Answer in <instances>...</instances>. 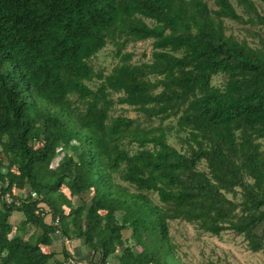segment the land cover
I'll use <instances>...</instances> for the list:
<instances>
[{
	"label": "trees",
	"instance_id": "1",
	"mask_svg": "<svg viewBox=\"0 0 264 264\" xmlns=\"http://www.w3.org/2000/svg\"><path fill=\"white\" fill-rule=\"evenodd\" d=\"M225 19L264 25L254 0H0V264H82L41 248L53 233L80 238L87 264H180L168 219L264 254V36ZM146 38L133 61L125 45ZM107 42L104 71L90 58ZM61 186L92 193L75 204Z\"/></svg>",
	"mask_w": 264,
	"mask_h": 264
},
{
	"label": "rangeland",
	"instance_id": "2",
	"mask_svg": "<svg viewBox=\"0 0 264 264\" xmlns=\"http://www.w3.org/2000/svg\"><path fill=\"white\" fill-rule=\"evenodd\" d=\"M211 5V0H207ZM234 3V0H231ZM258 6L260 12L264 13V5L259 0H254ZM235 5V4H234ZM236 9L239 8L235 5ZM226 32H232L235 36L245 37L248 41L253 42L256 40V37L249 35L246 30L254 29L257 30L262 36H264V25L258 26V24L250 25L248 23H239L230 19H225ZM245 27V28H244ZM150 39H142L136 41H129L124 50L132 52V60H147L150 53ZM113 47L110 43H106L104 47L99 49L91 58L95 68H103L104 71H107L117 58L113 55ZM97 81L96 79L94 80ZM212 83L218 84L221 81V75L215 74L211 78ZM113 114L123 113L128 116H135L136 111L133 110L130 106L126 104H115L112 110ZM173 121V119L171 120ZM167 140L179 147L180 143L177 142L174 135H167ZM35 146L39 147L41 141L35 142ZM58 156L50 162L51 166L56 164V160L62 156L60 149H57ZM6 152L0 149V159L3 161ZM199 167H204V163L201 161ZM115 181L120 182L121 184H126L119 180L117 177H114ZM131 189V188H130ZM61 191L65 194L68 201L75 204L81 202H88V198L91 195L90 190L80 191L79 193H69L65 186H61ZM14 192H20V190L14 189ZM23 192V190H22ZM230 196L229 193H227ZM149 197L156 203L159 202L155 192L149 193ZM239 193L236 194V200L239 199ZM60 199L56 201L59 203ZM62 205V204H61ZM64 211H67L68 206L63 204ZM118 216V214H117ZM22 213L19 211H12L9 215V221L13 225H17L18 221L22 219ZM46 218V217H45ZM48 217L46 218V220ZM168 236L169 240L173 247V253L177 258L180 264H264V254L260 251L250 250L245 242V239L241 234L236 233L232 229H224L218 234H212L206 231H203L195 226V224L187 222L182 219H168ZM264 223V220L256 226V230ZM33 230L32 227L27 226L26 228L16 230L15 233H19L23 236H27L29 232ZM122 236L125 237L128 235V230L123 229ZM53 244L48 247L41 245L43 250H54L57 258H61V245H65L70 252L74 260H77L79 263L87 264L85 261L89 257V247H87L80 238L74 237H64L60 236L59 233H53ZM120 247H118L115 253H119ZM98 254L94 255V260H96ZM50 262V260H48ZM116 258L111 256L108 258L105 264H115ZM102 264V263H101ZM104 264V263H103Z\"/></svg>",
	"mask_w": 264,
	"mask_h": 264
},
{
	"label": "built area",
	"instance_id": "3",
	"mask_svg": "<svg viewBox=\"0 0 264 264\" xmlns=\"http://www.w3.org/2000/svg\"><path fill=\"white\" fill-rule=\"evenodd\" d=\"M30 193H31V196L32 197H35L36 196V193L34 191H31ZM39 206L41 208V207H43V204L40 203Z\"/></svg>",
	"mask_w": 264,
	"mask_h": 264
}]
</instances>
